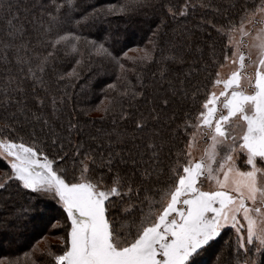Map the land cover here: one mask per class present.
<instances>
[{
  "label": "trees",
  "instance_id": "16d2710c",
  "mask_svg": "<svg viewBox=\"0 0 264 264\" xmlns=\"http://www.w3.org/2000/svg\"><path fill=\"white\" fill-rule=\"evenodd\" d=\"M9 2L11 15L0 10V131L10 123L7 117L15 113L24 129L18 135L27 140L33 131L30 121L43 117L51 132L61 137L63 151L88 150L95 157L91 168L100 175L107 171L108 152L139 160L137 150L142 154L141 143L154 133V142L161 146V169L186 150L182 126L193 105L191 99L186 102L177 95V90L190 93L198 86L201 98L209 92L225 55L231 53L230 32L251 14L245 15L241 6L251 8L260 0H146L143 5L137 0H71V5L67 0H4ZM60 36H68L71 43L56 44ZM150 42L148 56L123 55L133 47L145 49ZM100 43L120 57L119 64L97 51ZM17 89L20 103L10 106L7 101L17 99ZM164 99L170 101V107L163 106ZM104 101L101 115L83 116L82 112L99 109ZM25 110L32 114L27 120ZM153 110L159 114V122L149 116ZM195 115L192 113L189 124L194 123ZM142 118L148 123L143 132L136 129ZM70 124L76 127L70 129ZM35 127L39 129V125ZM177 127L179 136L175 135ZM41 139L48 143L46 150L58 151L47 136ZM119 167L121 175L131 178L129 183L139 182L142 167L134 168L128 159ZM143 195L148 197L144 204L147 214L155 210L158 197ZM35 199L15 186L0 190V261L4 264H55V255L64 249V221L53 203L49 202L51 211L45 220L31 221L30 205ZM113 216L124 233L134 231L138 224L136 217L122 218L115 208ZM56 222L62 226L59 233L48 231ZM47 233L60 234V241L41 245ZM5 235L9 238L4 239ZM255 255V245L248 252L238 248L231 229L208 246L198 264H240ZM260 259L264 261V257Z\"/></svg>",
  "mask_w": 264,
  "mask_h": 264
},
{
  "label": "snow or ice",
  "instance_id": "6c2138e0",
  "mask_svg": "<svg viewBox=\"0 0 264 264\" xmlns=\"http://www.w3.org/2000/svg\"><path fill=\"white\" fill-rule=\"evenodd\" d=\"M145 2L137 0L138 5ZM67 3L71 5V0ZM11 8L10 2L5 4L0 0V10L11 15ZM240 10L245 15L259 13L256 23H264V0L251 8L241 6ZM64 41L71 43L68 36H60L56 44ZM52 47L55 49V44ZM259 47L264 50V38ZM97 51L120 63V57L114 56L103 43L98 45ZM239 61L243 68L242 52ZM254 63L255 73L247 77L246 85L242 82L244 74L238 69L227 79L219 78L216 73L217 78L211 83L213 88L220 87L219 94L211 91L201 98L198 86L190 93L177 90V95L186 102L191 99L193 105L182 126L187 150H182L164 169H161V146L154 142L155 133L141 143L142 154L137 150L141 159L126 158L122 152L110 151L104 165L107 171L96 175L91 168L95 157L80 147L71 154L64 152L61 137L51 132L47 119L38 116L30 121L33 131L27 140L18 135L24 129L14 113L7 117L10 123L0 131V190L15 186L34 196L35 203L30 205L33 222L51 211L49 202L55 205L66 231L64 249L55 255V264H198V258L208 246L231 229L235 230L238 248L248 252L247 245L253 244L251 214L261 211L255 207L258 198L264 200V185L258 178V173L264 172V168L258 166L264 164V54ZM5 71L11 76L8 65ZM74 72L73 69L69 75ZM5 95L11 96V93ZM15 95L17 99H9L8 105L20 103L19 89ZM38 103L42 106L44 101ZM163 106L170 107V101L164 99ZM25 113L27 120L32 114L27 110ZM192 113H196L195 121L189 124ZM149 116L159 122L156 110ZM35 125H39V129ZM75 127L69 125L70 129ZM147 127L143 118L136 123L137 131L143 132ZM190 129H200L210 138L209 162L192 159L195 133L189 135ZM180 132L177 127L175 135L179 136ZM41 136H47L53 147L58 146L55 154L46 150L48 143ZM220 146H223V155L217 161L216 148ZM126 159L131 160L134 168H143V173L137 174L138 183L137 180L129 183L131 178L121 175L119 165ZM213 163L218 166L213 167ZM165 176L166 179H162ZM206 183H214L215 187L206 188ZM143 193L158 197L155 210L147 214L144 204L148 197ZM114 208L122 218L138 219L134 231L124 233L117 228ZM244 222H247V239ZM10 223L15 224V221ZM259 240L256 255L245 264H264L260 259L264 257V235Z\"/></svg>",
  "mask_w": 264,
  "mask_h": 264
},
{
  "label": "rangeland",
  "instance_id": "374dc122",
  "mask_svg": "<svg viewBox=\"0 0 264 264\" xmlns=\"http://www.w3.org/2000/svg\"><path fill=\"white\" fill-rule=\"evenodd\" d=\"M257 19H260L259 13H257L256 16H252V14H249L247 19L241 25H239L236 29L230 32L229 45L231 46V53L229 54L228 59L223 61V63L220 65L217 71V73H219V78L227 79L231 75L232 72L237 71L239 69L244 74V79L242 82L245 83L246 85L247 77L254 75L255 69H256V63L254 62H258L262 54H264V50H261V48L259 47L261 43V39L264 38V23L257 24L256 23ZM169 32H171V30H168V33ZM153 34H155V32ZM146 47L147 48L145 49L133 47L129 49L127 53L133 57H138V56L145 57V56H148L150 53V50L152 47L151 42L148 43ZM240 52H242L245 56L243 68H241V64L239 61ZM233 53H237V55L233 56L232 55ZM234 60H235V63H233ZM175 62L178 63L179 59L176 58ZM211 91H216L217 94H219L220 87L217 86L216 88H213L211 85L209 92ZM104 105H105V101L101 103L99 109H96L92 112L84 111L82 112V114L83 116L87 114L88 115L90 114L91 116H94V117L96 115L99 116L103 112L102 111L103 108H101V106L104 107ZM192 133H195V136L193 138V144L191 147L192 159L193 160H203L206 163L209 162V157L212 152V148H211L212 142L210 138H208L200 129H193ZM222 147L223 146L216 148V152H217L216 160L217 161H219L220 157L223 155V152L221 150ZM217 166L218 165L216 163H213V167H217ZM258 166L261 168H264V164H260ZM258 178H259L260 183L264 185V172L258 173ZM205 187L214 188L215 184L213 183L209 185L206 183ZM249 204H251V202H249ZM255 207H259L261 211L258 213L253 212L251 214L253 218V222H254L253 223V244L247 245L248 249H250L252 245H255V246L259 245L260 243L259 237L264 235V200H261L260 198H258ZM16 210L20 211L21 208L19 207ZM42 219L45 220V217ZM244 223H245L244 236H245V239H247V222H244ZM61 227L62 226L58 222H56L53 227L51 226L48 227V231L53 229L54 231H58L59 233V231L61 230ZM234 233H235V230H234ZM59 235L60 234L57 235V234L47 233V236L45 237L43 241H41L40 244L45 245L47 244V241L50 242L51 244L59 242L60 241ZM247 259H245L240 264H245Z\"/></svg>",
  "mask_w": 264,
  "mask_h": 264
}]
</instances>
